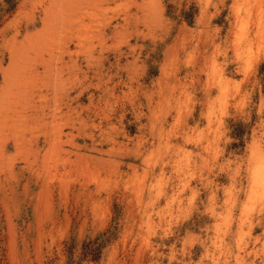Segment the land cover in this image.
I'll return each mask as SVG.
<instances>
[{"label":"rangeland","instance_id":"1","mask_svg":"<svg viewBox=\"0 0 264 264\" xmlns=\"http://www.w3.org/2000/svg\"><path fill=\"white\" fill-rule=\"evenodd\" d=\"M263 62L264 0H0V264H264Z\"/></svg>","mask_w":264,"mask_h":264},{"label":"trees","instance_id":"2","mask_svg":"<svg viewBox=\"0 0 264 264\" xmlns=\"http://www.w3.org/2000/svg\"><path fill=\"white\" fill-rule=\"evenodd\" d=\"M258 75L261 79V81L264 82V62L260 64L259 68H258ZM233 136L234 137H239L240 136V133L236 134V133H233Z\"/></svg>","mask_w":264,"mask_h":264},{"label":"bare ground","instance_id":"3","mask_svg":"<svg viewBox=\"0 0 264 264\" xmlns=\"http://www.w3.org/2000/svg\"><path fill=\"white\" fill-rule=\"evenodd\" d=\"M63 18V17H62ZM66 20V19H65ZM55 26V25H54ZM32 41V40H31ZM32 51V50H31ZM34 52V51H33ZM19 73V72H18ZM13 77V76H12ZM7 82V81H6ZM18 92V91H17ZM4 95V94H3ZM7 95V94H6ZM3 103V102H2ZM7 105V104H6ZM5 117V116H4ZM15 121V120H14ZM15 140V139H14Z\"/></svg>","mask_w":264,"mask_h":264}]
</instances>
